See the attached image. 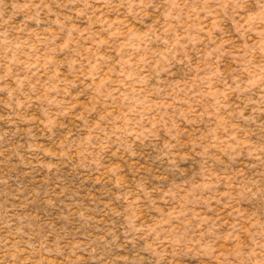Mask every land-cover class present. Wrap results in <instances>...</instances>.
<instances>
[{"label":"rangeland","instance_id":"obj_1","mask_svg":"<svg viewBox=\"0 0 264 264\" xmlns=\"http://www.w3.org/2000/svg\"><path fill=\"white\" fill-rule=\"evenodd\" d=\"M0 264H264V0H0Z\"/></svg>","mask_w":264,"mask_h":264}]
</instances>
